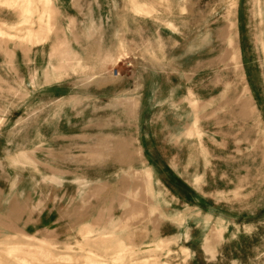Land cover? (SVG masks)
Here are the masks:
<instances>
[{
    "label": "rangeland",
    "instance_id": "rangeland-1",
    "mask_svg": "<svg viewBox=\"0 0 264 264\" xmlns=\"http://www.w3.org/2000/svg\"><path fill=\"white\" fill-rule=\"evenodd\" d=\"M0 264H264V0H0Z\"/></svg>",
    "mask_w": 264,
    "mask_h": 264
}]
</instances>
